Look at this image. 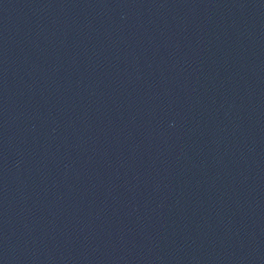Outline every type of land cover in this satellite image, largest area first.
<instances>
[{"label":"water","instance_id":"1","mask_svg":"<svg viewBox=\"0 0 264 264\" xmlns=\"http://www.w3.org/2000/svg\"><path fill=\"white\" fill-rule=\"evenodd\" d=\"M0 264H264V0H0Z\"/></svg>","mask_w":264,"mask_h":264}]
</instances>
